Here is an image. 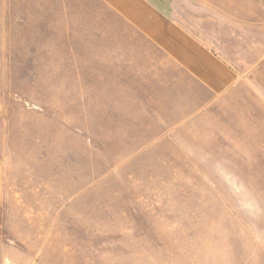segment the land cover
Returning a JSON list of instances; mask_svg holds the SVG:
<instances>
[{
	"label": "rangeland",
	"instance_id": "1",
	"mask_svg": "<svg viewBox=\"0 0 264 264\" xmlns=\"http://www.w3.org/2000/svg\"><path fill=\"white\" fill-rule=\"evenodd\" d=\"M0 264H264V0H0Z\"/></svg>",
	"mask_w": 264,
	"mask_h": 264
},
{
	"label": "clouds",
	"instance_id": "2",
	"mask_svg": "<svg viewBox=\"0 0 264 264\" xmlns=\"http://www.w3.org/2000/svg\"><path fill=\"white\" fill-rule=\"evenodd\" d=\"M219 167V166H218Z\"/></svg>",
	"mask_w": 264,
	"mask_h": 264
}]
</instances>
